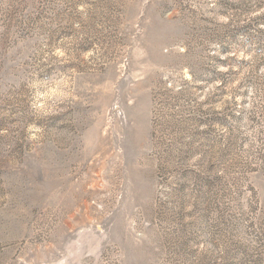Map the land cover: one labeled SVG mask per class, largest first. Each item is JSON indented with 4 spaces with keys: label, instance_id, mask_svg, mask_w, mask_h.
Here are the masks:
<instances>
[{
    "label": "rangeland",
    "instance_id": "1",
    "mask_svg": "<svg viewBox=\"0 0 264 264\" xmlns=\"http://www.w3.org/2000/svg\"><path fill=\"white\" fill-rule=\"evenodd\" d=\"M0 264H264V0H0Z\"/></svg>",
    "mask_w": 264,
    "mask_h": 264
}]
</instances>
